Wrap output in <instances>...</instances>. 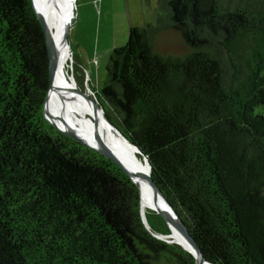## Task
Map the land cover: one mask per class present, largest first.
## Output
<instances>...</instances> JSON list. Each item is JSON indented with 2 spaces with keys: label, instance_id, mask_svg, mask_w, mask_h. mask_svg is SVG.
<instances>
[{
  "label": "trees",
  "instance_id": "16d2710c",
  "mask_svg": "<svg viewBox=\"0 0 264 264\" xmlns=\"http://www.w3.org/2000/svg\"><path fill=\"white\" fill-rule=\"evenodd\" d=\"M159 8L90 90L206 260L264 264V0ZM163 31L185 52L155 51ZM48 87L31 0H0V264H194L118 165L47 121Z\"/></svg>",
  "mask_w": 264,
  "mask_h": 264
},
{
  "label": "bare ground",
  "instance_id": "6f19581e",
  "mask_svg": "<svg viewBox=\"0 0 264 264\" xmlns=\"http://www.w3.org/2000/svg\"><path fill=\"white\" fill-rule=\"evenodd\" d=\"M37 14L46 24L50 46L57 50V61L50 92L44 103L46 116L66 131L74 132L86 141L98 139L115 152L128 169L148 178L146 163L138 156L137 151L130 146L122 136L108 124L99 110L97 102L77 86L74 74L70 73V48L62 44L61 14L72 19V9L75 0H32ZM96 99V98H95ZM140 202L143 213L151 210L162 212L171 229L173 240L189 249V243L181 233L175 219L163 205L162 201L150 190L140 188ZM191 249V248H190ZM197 264H207L198 259Z\"/></svg>",
  "mask_w": 264,
  "mask_h": 264
},
{
  "label": "rangeland",
  "instance_id": "374dc122",
  "mask_svg": "<svg viewBox=\"0 0 264 264\" xmlns=\"http://www.w3.org/2000/svg\"><path fill=\"white\" fill-rule=\"evenodd\" d=\"M73 4V22L68 33L70 67L75 72L77 86L102 106L90 89L99 91L102 87L109 55L126 43L129 28L154 21L160 9L159 0H75ZM153 43L154 50L162 54L185 52L179 35L173 31L160 32ZM72 53L76 57V71Z\"/></svg>",
  "mask_w": 264,
  "mask_h": 264
},
{
  "label": "water",
  "instance_id": "95a60500",
  "mask_svg": "<svg viewBox=\"0 0 264 264\" xmlns=\"http://www.w3.org/2000/svg\"><path fill=\"white\" fill-rule=\"evenodd\" d=\"M32 6L34 8V4L31 0ZM34 11L36 13V16L40 22V25L43 29L44 32V37H45V43H46V51H47V56H48V71H49V87L47 90V94L46 97L44 99V103L45 100L50 92V88L52 85V80H53V76H54V71H55V66H56V61H57V50L54 46H50L49 41H48V36H47V31H46V24L43 21V19L37 14L35 8ZM61 18H62V44L64 46H67L68 48H70V45L68 43V33L70 31L71 28V24H72V19L70 18L69 15L66 14H61ZM71 62V60H70ZM70 73L72 75V67H70ZM97 103L98 100L96 99ZM99 110L101 111L104 119L108 122V124L110 126H112L121 136L122 138L130 145L134 148V150L137 151V154H140L142 156V160L146 163L147 165V169H148V178L147 179H143L139 174L132 172L130 169H128V167H126L124 165V163L121 161L120 157L113 152L106 144L102 143L100 140H96V139H92L90 141H86L85 139L81 138L79 135H77L76 133H72L69 131L64 130L63 128H61L60 126H58L55 122H53L50 118H48V116H46L45 114V110H44V105H43V114L44 117L47 119V121L53 125L57 130L65 133L66 135L71 136L72 138L80 141L81 143L85 144L86 146H88L89 148L99 152L100 154H102L103 156L109 158L110 160H112L116 165H118L129 177L130 179L137 185L138 190L140 192V188H146L148 190H150L156 197H158L163 205L166 207V209L170 212L171 216L175 219L181 233L184 235V237L187 239L188 243H189V249L185 248L184 246L180 245L183 249H185L186 251H188L194 258V264H197V260L200 259L203 262L207 263V264H213L212 262H209L206 260V258L203 256L199 246L197 245V243L194 241V239L191 237L187 227L182 223V221L180 220V218L178 217V215L176 214L174 208L171 206V204L168 202V200L166 199V197L164 196V194L162 193V191L158 188V186L155 184V182L153 181V179L150 176V165L146 159V157L141 153V151L138 149V147H136L134 144H132L131 142L128 141V139L119 131V129L117 127H115L111 121L108 119V117L106 116L104 109L102 106H99ZM157 213H159L163 219L165 220L169 230L171 231L166 218L164 217V215L162 214V212L158 211V210H154ZM140 212H141V217L143 222L147 225V220H146V216L142 211L141 208V203H140ZM158 238L166 241V242H175L173 239H170L169 237H171V232L167 235H157ZM177 243V242H176ZM191 248V249H190Z\"/></svg>",
  "mask_w": 264,
  "mask_h": 264
}]
</instances>
